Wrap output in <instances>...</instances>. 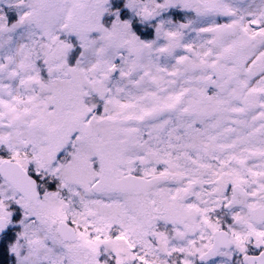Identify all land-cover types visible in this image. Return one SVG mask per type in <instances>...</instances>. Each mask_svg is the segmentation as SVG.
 Wrapping results in <instances>:
<instances>
[{
	"label": "snow or ice",
	"instance_id": "snow-or-ice-1",
	"mask_svg": "<svg viewBox=\"0 0 264 264\" xmlns=\"http://www.w3.org/2000/svg\"><path fill=\"white\" fill-rule=\"evenodd\" d=\"M0 264H264V0H0Z\"/></svg>",
	"mask_w": 264,
	"mask_h": 264
}]
</instances>
